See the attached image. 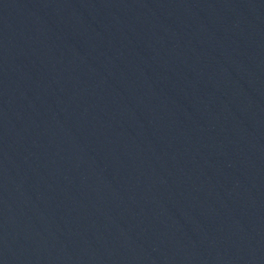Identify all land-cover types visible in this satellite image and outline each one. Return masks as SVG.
Segmentation results:
<instances>
[{
    "label": "water",
    "instance_id": "1",
    "mask_svg": "<svg viewBox=\"0 0 264 264\" xmlns=\"http://www.w3.org/2000/svg\"><path fill=\"white\" fill-rule=\"evenodd\" d=\"M0 264H264V0H0Z\"/></svg>",
    "mask_w": 264,
    "mask_h": 264
}]
</instances>
